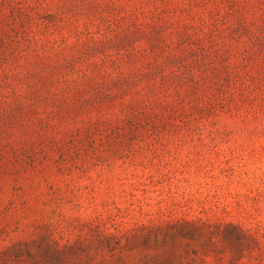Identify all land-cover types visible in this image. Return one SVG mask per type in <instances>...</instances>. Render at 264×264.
Instances as JSON below:
<instances>
[{
	"label": "rangeland",
	"instance_id": "374dc122",
	"mask_svg": "<svg viewBox=\"0 0 264 264\" xmlns=\"http://www.w3.org/2000/svg\"><path fill=\"white\" fill-rule=\"evenodd\" d=\"M0 264H264V0H0Z\"/></svg>",
	"mask_w": 264,
	"mask_h": 264
}]
</instances>
